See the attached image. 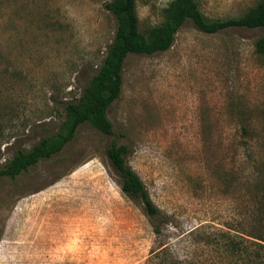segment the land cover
<instances>
[{
	"label": "rangeland",
	"instance_id": "374dc122",
	"mask_svg": "<svg viewBox=\"0 0 264 264\" xmlns=\"http://www.w3.org/2000/svg\"><path fill=\"white\" fill-rule=\"evenodd\" d=\"M109 1L0 0V169L58 133L98 72L117 30ZM171 1L137 0L142 32ZM261 1L198 0L209 18ZM263 34L188 20L167 51L129 54L113 134L86 122L52 157L0 176V264H147L162 244L211 262L224 257L221 231L264 236ZM114 141L162 212L160 234L121 189Z\"/></svg>",
	"mask_w": 264,
	"mask_h": 264
},
{
	"label": "trees",
	"instance_id": "16d2710c",
	"mask_svg": "<svg viewBox=\"0 0 264 264\" xmlns=\"http://www.w3.org/2000/svg\"><path fill=\"white\" fill-rule=\"evenodd\" d=\"M106 6L116 16L117 30L98 72L84 87L79 100L67 103L66 118L59 132L42 138L29 151H19L0 169V176L16 177L40 160L52 157L74 139L79 127L86 122L105 134H113L108 109L122 93L127 57L132 53L152 55L167 51L173 46L176 34L186 21L192 20L202 31L208 33L234 27L264 30V0L244 15L228 18H209L202 11L198 0H172L165 9L164 20L148 28L145 33L140 28L137 0H110ZM255 49L264 56V34L257 39ZM243 130H247L245 126ZM128 152L129 147L126 144H118L115 141L107 151L120 174L123 193L143 204L152 220L155 233L160 234L162 212L153 201L140 175L127 163ZM262 175L264 176V173ZM261 209L264 211V206ZM193 231L192 234L195 233ZM215 235L207 234L196 241L207 245L211 241L208 239L214 238ZM215 238L219 250L224 255L223 260H197L192 254L182 256L169 245L162 244L152 251L147 264H223L224 259L228 264H264V236L221 231Z\"/></svg>",
	"mask_w": 264,
	"mask_h": 264
}]
</instances>
